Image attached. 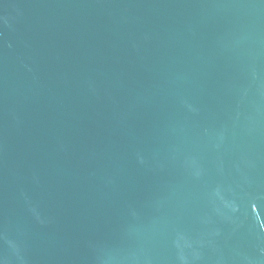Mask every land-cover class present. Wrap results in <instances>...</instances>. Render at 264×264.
<instances>
[{
  "label": "water",
  "instance_id": "95a60500",
  "mask_svg": "<svg viewBox=\"0 0 264 264\" xmlns=\"http://www.w3.org/2000/svg\"><path fill=\"white\" fill-rule=\"evenodd\" d=\"M0 264H264V0H0Z\"/></svg>",
  "mask_w": 264,
  "mask_h": 264
}]
</instances>
